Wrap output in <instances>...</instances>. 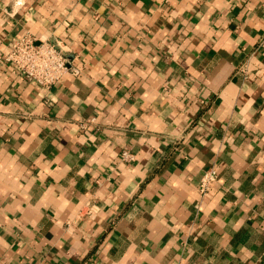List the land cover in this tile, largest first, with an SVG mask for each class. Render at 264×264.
<instances>
[{
    "label": "crops",
    "instance_id": "obj_1",
    "mask_svg": "<svg viewBox=\"0 0 264 264\" xmlns=\"http://www.w3.org/2000/svg\"><path fill=\"white\" fill-rule=\"evenodd\" d=\"M0 264H264V0H0Z\"/></svg>",
    "mask_w": 264,
    "mask_h": 264
},
{
    "label": "built area",
    "instance_id": "obj_2",
    "mask_svg": "<svg viewBox=\"0 0 264 264\" xmlns=\"http://www.w3.org/2000/svg\"><path fill=\"white\" fill-rule=\"evenodd\" d=\"M2 59L12 73L48 91L57 85L65 74L76 75L79 72L54 44L49 41H37L30 35L17 38ZM46 100L52 101L49 97ZM120 157L124 162L133 160L132 153L127 149L123 150ZM217 177L215 167L205 170L198 182L199 193L208 194Z\"/></svg>",
    "mask_w": 264,
    "mask_h": 264
}]
</instances>
